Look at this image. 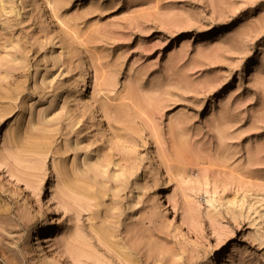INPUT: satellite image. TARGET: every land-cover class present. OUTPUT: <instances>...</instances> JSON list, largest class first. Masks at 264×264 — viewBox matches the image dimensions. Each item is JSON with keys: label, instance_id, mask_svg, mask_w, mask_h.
<instances>
[{"label": "rangeland", "instance_id": "374dc122", "mask_svg": "<svg viewBox=\"0 0 264 264\" xmlns=\"http://www.w3.org/2000/svg\"><path fill=\"white\" fill-rule=\"evenodd\" d=\"M222 259L264 264V0H0V264Z\"/></svg>", "mask_w": 264, "mask_h": 264}, {"label": "bare ground", "instance_id": "6f19581e", "mask_svg": "<svg viewBox=\"0 0 264 264\" xmlns=\"http://www.w3.org/2000/svg\"><path fill=\"white\" fill-rule=\"evenodd\" d=\"M184 223H185V221H181V222L179 223V226L182 227V229L185 230L186 228L184 227ZM45 224H46V225H49L47 219L45 220ZM187 232H189V230H188ZM65 247L70 248V244L66 243V244H65ZM73 264H76V263H73ZM219 264H226V263H225V261L222 259L221 262H220Z\"/></svg>", "mask_w": 264, "mask_h": 264}]
</instances>
